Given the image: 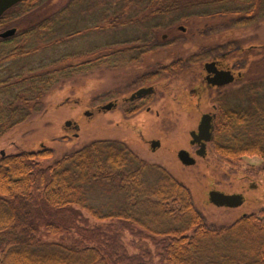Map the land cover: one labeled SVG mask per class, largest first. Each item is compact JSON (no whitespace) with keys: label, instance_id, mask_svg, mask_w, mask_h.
<instances>
[{"label":"trees","instance_id":"1","mask_svg":"<svg viewBox=\"0 0 264 264\" xmlns=\"http://www.w3.org/2000/svg\"><path fill=\"white\" fill-rule=\"evenodd\" d=\"M51 1L22 0L0 17V32L17 27L14 35L0 37V138L40 113L46 95L60 81L103 63L124 64L130 56L123 40L82 53L63 50L81 32L61 30L64 15L78 0L60 11ZM126 1L119 12L131 14L134 0ZM225 1L232 0L213 3ZM237 1L238 7L229 8L239 16L237 24L264 16V0ZM178 2L149 0L146 7ZM40 9L48 11L28 19ZM134 21L104 16L103 25L94 28ZM255 48L241 51L252 60L262 53L264 59V48L260 53ZM244 92L250 95L248 103L220 102L212 149L229 163L249 155L264 162V103L254 99L256 91ZM53 156L51 147L41 145L0 157V264H149L150 249L139 247L131 254L126 248L121 239L125 228L155 245L163 264H264V208L212 227L196 208L188 185L165 166L140 157L122 139L97 138ZM105 189L116 191L120 201L107 204L95 197ZM85 213L101 223L90 225ZM73 233L78 236L70 238Z\"/></svg>","mask_w":264,"mask_h":264},{"label":"rangeland","instance_id":"2","mask_svg":"<svg viewBox=\"0 0 264 264\" xmlns=\"http://www.w3.org/2000/svg\"><path fill=\"white\" fill-rule=\"evenodd\" d=\"M70 1L52 0L51 2L60 11ZM123 1L78 0L73 3L70 10L64 15L65 22L61 24V30L74 29L76 31L81 29V32L62 49L82 53L99 44L106 45L107 43L125 41L129 37L128 35H130L128 39L134 37L131 35L138 33L143 36L146 29L143 27V23L140 21L137 23L136 20L144 19V15L148 13V10L144 11L145 8L157 7V5L150 3V6L146 7L149 0L146 2L134 0V2L132 1L131 14L128 12L122 14L123 12H119V10ZM125 2L127 1L125 0ZM208 2L210 4H206ZM213 2L214 0H180L176 3V8L192 9L189 13L193 15L186 21H177L172 27L175 29V34L182 36L181 44L175 47V51L184 56L191 55L208 50L209 46L232 39L236 48V57L241 61H250V63L245 62V68L241 69L242 74L237 75L240 78H237L230 86V91L228 94L226 93V99L231 104H245L249 102L250 95L244 91H256L254 99L264 103V59L262 53L252 60V57L244 54V50L241 51V49L255 46L257 48L255 51L258 53L259 49L264 48L259 47L264 46V16H256L251 24L239 25L236 23L239 16H234L231 11H226L224 14L225 26L219 25L218 20L200 16V14L209 12V9L238 7L241 2L237 0L225 1L221 4ZM46 11L48 9L33 12L28 19L41 18ZM104 16L120 21L134 17L135 21L125 27L118 24L111 28L103 29L101 26L100 30L95 29V25H103ZM147 17L146 15V20ZM171 17L170 20L173 21L175 17ZM231 18H235L234 24ZM164 19L169 20V17H164ZM180 24L187 27L185 33L177 29ZM131 25L133 27H130ZM163 32L161 30L160 35ZM62 34L64 31L60 33V35ZM161 52H154L155 60L161 55L164 56L166 51ZM141 66L129 63L114 65L103 63L102 66L76 73L72 77L60 81L46 95L40 113L0 138V157L2 151L9 154L19 150L37 149L41 145H46L53 149V158H58L97 138L122 139L128 142L140 157L165 166L180 181L188 185L195 206L202 213L208 225L212 227L227 226L246 212H260L264 206V162L259 156L249 155L243 157L239 162L229 163L222 160L211 148L205 157L197 158L195 165L186 166L178 159V149L192 148L189 143L190 130L197 127L203 112L213 110L212 105L215 102V98L211 95L213 91L206 93L200 102V108L196 110V96L192 95L190 91H178L179 87L189 81L193 71L185 70L172 75L170 78L172 91H165V98L154 104V109L149 113L144 110L132 117H126L124 113L115 109L107 112L99 111L102 105L120 96L117 91H105L113 89L120 81L119 74L125 71H136ZM249 83L256 84L255 88L247 87ZM155 109L161 112V116L156 115ZM91 110L94 111L93 114L87 115L86 112ZM163 115L167 121L169 119L165 124L160 122ZM143 119H145L144 128L135 127L140 125ZM68 120H72L73 123L67 125ZM146 139H160L161 146L152 150L150 142ZM152 179L154 178L152 177ZM253 183L255 187H251ZM211 189L243 192L246 199L243 205L237 208L216 206L209 200L208 192ZM96 194V198L100 197L107 204L120 201V196L114 190L105 189L96 192ZM85 214L90 218V225L101 223L89 214ZM77 236L73 233L70 238ZM121 239L131 254L138 253L139 247L148 248L152 251L148 256L149 264H163L158 255L159 249L149 240L139 241L126 228L121 232Z\"/></svg>","mask_w":264,"mask_h":264},{"label":"flooded vegetation","instance_id":"3","mask_svg":"<svg viewBox=\"0 0 264 264\" xmlns=\"http://www.w3.org/2000/svg\"><path fill=\"white\" fill-rule=\"evenodd\" d=\"M123 4L124 3L122 2L121 5ZM145 10H148V13L146 14L148 16L147 20L145 19L146 15H144V19L139 18V20H136L137 23L138 21L143 23V27H145L146 29V32L143 33L144 35L140 36L138 35L139 33L136 35H131L134 36L131 38V40L128 39L130 37V35H128L129 37L126 38L125 41L123 40L122 43V45L126 46L125 48L129 49L128 51H126V53L130 55L125 63L137 65L140 64L142 66L136 71H125L122 74H119L121 78L120 81L117 82L113 89H106L105 91H117L120 96L102 105L99 108V111L107 112L115 109L119 110L122 114L124 113L126 117H132L144 110L149 113L154 109V104L165 98V91H172V89L170 88L171 76L185 70H191L193 72H191L192 75L189 81H186L182 87H179L178 91H190L192 95L196 96V110L200 108L199 105L201 104L200 102L202 101L204 95L213 91L211 93L212 97L215 98V102L212 105L213 110L203 112L200 115L198 125L204 113L211 114V123L214 135L215 122L217 120V114L219 111V104L221 101L227 100L226 93L228 94V92L230 91V86L234 84L237 78H240L236 75L237 72L241 73V69L245 68L246 66L245 62L250 63V61H241L236 57V48L234 47V41L232 39H227L223 43L209 46L208 50L184 56L180 52L175 51V47L181 44L180 39L182 36L175 34V29H173L172 27L177 21H186L188 19H191L193 14L189 12H191L192 9H180L176 7H152L145 8L144 11ZM226 11L228 12L230 11V9H209V12L203 13L202 15L200 14V16H206L207 18L211 17V19L213 20H218L219 25L222 24L225 26L224 21L226 19L224 18V14ZM171 16L175 17L173 21L170 20L172 18ZM164 17H169V20L164 19ZM231 21L234 24L235 18H231ZM177 29L182 31L183 33L187 31V27L183 24L178 25ZM161 30L164 32L160 35ZM122 49H124V47ZM155 51H157V53L161 51H166L169 53L165 52L164 56L161 55L157 60H155ZM217 66H225V70L234 73V79L228 82H217L221 81V77H219L217 73L214 72ZM194 68L196 71L194 70ZM144 88L150 89L141 90ZM140 90L150 92L143 93L141 95H135L136 91ZM108 104H111V106L109 108H104V106ZM87 112V115H91L94 111L91 110ZM160 113L161 112L157 109L156 115L161 116ZM165 115L167 116L166 113ZM165 115H163V117H161L160 119V122L163 124L169 121V119L167 121ZM144 122L145 119H143V122L140 125H136L135 127L140 128L145 126ZM198 125L195 129L190 130L189 143L192 148L187 149L182 147L177 151V156L181 149H186L190 152V154L195 158V162L193 164H190V166L197 163L198 157H205L208 154L209 150H211L213 143L212 136V139L206 144L205 151L200 153L197 152L201 147V143L192 142L193 136L191 135V132L194 130L197 131ZM76 135L78 136L77 133ZM146 140L150 142V145L153 140H158L160 142V144L155 147L151 145L152 150H156L161 146L160 139ZM178 159L180 160L179 156ZM181 163L189 166L182 161ZM251 187H255V184L253 183ZM241 193L244 195L243 192ZM262 208H264V206ZM248 213L249 212H246L242 215H246Z\"/></svg>","mask_w":264,"mask_h":264},{"label":"water","instance_id":"4","mask_svg":"<svg viewBox=\"0 0 264 264\" xmlns=\"http://www.w3.org/2000/svg\"><path fill=\"white\" fill-rule=\"evenodd\" d=\"M22 0H0V17L11 7L16 5ZM183 28V27H182ZM17 32V27L11 26L8 27L0 32V37H9L14 35ZM225 66H217L214 72L217 73L219 77H221V81L217 82H228L234 79V73L228 72V70L224 69ZM240 72H237L236 75H240ZM150 88H144L141 90H148ZM136 91L135 95H141L143 93H147L150 91ZM111 104L104 106V108H109ZM212 116L209 113H204L201 121L198 125L197 131H192L191 135L193 136L192 142H200L201 147L197 151L198 153L204 152L205 147L208 141L212 139L213 130H212V123H211ZM68 124H72L73 121H68ZM160 142L158 140H153L151 145L153 147L159 145ZM2 155H5V152L2 151ZM180 160L187 164H193L195 162V158L190 154V152L186 149H181L178 153ZM244 195L240 192H225L219 189H211L209 191V200L217 205V206H226V207H237L243 204L244 202Z\"/></svg>","mask_w":264,"mask_h":264}]
</instances>
